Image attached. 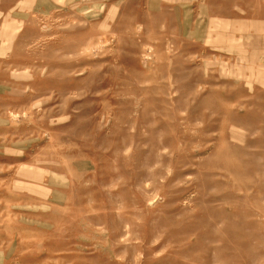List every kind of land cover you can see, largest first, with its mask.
<instances>
[{
    "label": "rangeland",
    "instance_id": "rangeland-1",
    "mask_svg": "<svg viewBox=\"0 0 264 264\" xmlns=\"http://www.w3.org/2000/svg\"><path fill=\"white\" fill-rule=\"evenodd\" d=\"M0 264H264V0H6Z\"/></svg>",
    "mask_w": 264,
    "mask_h": 264
},
{
    "label": "crops",
    "instance_id": "crops-1",
    "mask_svg": "<svg viewBox=\"0 0 264 264\" xmlns=\"http://www.w3.org/2000/svg\"><path fill=\"white\" fill-rule=\"evenodd\" d=\"M0 58L6 57V0H0Z\"/></svg>",
    "mask_w": 264,
    "mask_h": 264
}]
</instances>
